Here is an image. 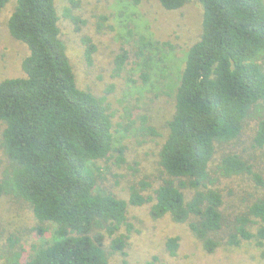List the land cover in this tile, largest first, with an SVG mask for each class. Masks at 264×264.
I'll return each instance as SVG.
<instances>
[{"label":"trees","instance_id":"trees-1","mask_svg":"<svg viewBox=\"0 0 264 264\" xmlns=\"http://www.w3.org/2000/svg\"><path fill=\"white\" fill-rule=\"evenodd\" d=\"M11 1L0 0V13ZM158 1L167 11L181 10L192 1L203 8L202 35L189 51L160 153L161 167L180 184L164 181L154 198L133 189L127 202L97 191L101 175L96 165L115 149L113 113L104 97L78 88L56 0H17L9 29L28 47L29 56L22 64L25 77L0 84V123L5 125L3 148L9 160L0 178V198L27 203L41 236L49 227L54 230L52 241L35 247L26 262L21 254L12 253L8 264H111L101 232L112 238L114 253L126 255L133 230L128 207L149 203L153 219L169 216L175 223L187 224L210 255L224 245L221 239H227L229 247L254 241L264 248V199L236 218L227 238L220 237L228 218L223 212L224 194L215 188L211 174L217 148L238 140L250 120L257 123L254 147L264 151V0ZM71 11L67 8L65 16L80 31L84 22ZM84 41L92 64L96 48L90 38ZM160 46L166 44L137 39L133 53L145 84ZM129 59L127 51L117 58L118 73ZM142 123L145 132L159 136L147 118ZM133 124L129 120L123 127L129 131ZM125 151L124 146L116 150L120 166L126 162ZM217 169L222 179L246 177L257 187L264 185L254 165L240 154L224 155ZM149 187L141 184L143 191ZM183 190L192 191L189 201ZM122 226H128V234L115 237ZM179 241L176 237L167 242L172 257Z\"/></svg>","mask_w":264,"mask_h":264},{"label":"rangeland","instance_id":"rangeland-1","mask_svg":"<svg viewBox=\"0 0 264 264\" xmlns=\"http://www.w3.org/2000/svg\"><path fill=\"white\" fill-rule=\"evenodd\" d=\"M56 0L60 16L62 39L67 45L77 86L96 97H104L110 105L114 122V152L109 158L97 163L100 179L98 192L112 193L129 201L133 189L146 197H155V190L167 180L177 186L180 180L168 176L160 165V153L170 132L169 124L175 114L176 94L180 85L191 47L202 35L203 8L192 1L178 11H167L158 0ZM17 7V0L8 3L0 13V84L8 79L25 77L22 64L29 56L28 47L14 39L9 21ZM67 8L79 17L84 25L80 31L65 16ZM132 32V37L129 32ZM138 37L147 41L166 44L156 52L150 81L141 78L142 68L136 65L134 50ZM90 38L96 50L92 64L86 56L85 39ZM129 53L125 69L117 72V58ZM131 118H126L125 110ZM143 118L158 133L149 135L143 129ZM132 120L133 127H123ZM5 125L0 123V178L9 167L3 148ZM257 130L255 120L246 123L238 140L217 148L211 164L215 188L225 197L224 214L228 218L220 237L227 238L236 218L244 214L254 202L264 199V185L257 187L251 178L222 179L218 165L228 153L242 155L254 165V170L264 180V151L254 147ZM124 146L125 164L118 165L116 150ZM146 182L150 187L142 190ZM187 201L191 190H183ZM153 203L128 207V225L132 226L130 239L123 253H114L112 238L105 232L104 250L111 264H264V248L254 241L243 242L238 248L221 246L210 255L193 235L187 224L175 223L166 216L155 220L151 217ZM38 222L31 207L8 196L0 198V264H8L12 253L21 254L26 262L34 254V248L48 245L53 239V228L45 236L37 231ZM48 227V225H46ZM128 226H122L115 237L128 234ZM252 233L257 227L251 228ZM179 238V249L172 257L167 248L171 238ZM220 239V238H219ZM17 242V245L14 243ZM15 244L12 248L11 245Z\"/></svg>","mask_w":264,"mask_h":264}]
</instances>
